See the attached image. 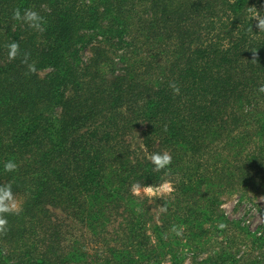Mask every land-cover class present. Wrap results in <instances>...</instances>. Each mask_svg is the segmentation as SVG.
I'll return each mask as SVG.
<instances>
[{"label":"trees","instance_id":"16d2710c","mask_svg":"<svg viewBox=\"0 0 264 264\" xmlns=\"http://www.w3.org/2000/svg\"><path fill=\"white\" fill-rule=\"evenodd\" d=\"M25 9L42 31L15 18ZM257 10L264 0H0V184L21 207L0 264H264V218L252 230L220 208L264 192ZM138 125L171 154L166 169L131 156ZM163 182L164 195L132 190Z\"/></svg>","mask_w":264,"mask_h":264},{"label":"clouds","instance_id":"9594fccd","mask_svg":"<svg viewBox=\"0 0 264 264\" xmlns=\"http://www.w3.org/2000/svg\"><path fill=\"white\" fill-rule=\"evenodd\" d=\"M14 16L18 20H22L24 23L28 25V27L37 29V30H43L42 28V17L38 14L37 11H34L32 9H25L23 13L19 10H16L14 13ZM255 19L256 21V27L258 31L264 32V15L260 13V11H254L250 19ZM8 52L7 56L9 60H14L17 58V55L20 52L19 44L15 40L11 41L8 45ZM28 57L27 54L24 55L23 63H27ZM29 71H35V67L32 64L28 65ZM170 87H172L173 91L175 93H179L180 89L175 85V83L170 84ZM259 92L264 93V85H261L258 89ZM151 161V163L154 166V170L160 171L162 169H166L172 161V156L168 151H162V152H154L150 154L148 157ZM17 165L14 161L8 160L4 164V171L6 172H14ZM132 190L134 194H139L140 187L138 184H134L132 186ZM163 191L165 192H171L172 187L169 183H165L163 185ZM144 191L148 194L152 195H159L160 189L153 190L151 187H146ZM162 211L165 210L164 208L161 209ZM21 211V207L17 199L15 198L14 192H13V186L11 183L7 184H0V232H3L6 230V226L8 224L7 216L9 214L15 215L18 214ZM220 227H223V225H220Z\"/></svg>","mask_w":264,"mask_h":264},{"label":"rangeland","instance_id":"374dc122","mask_svg":"<svg viewBox=\"0 0 264 264\" xmlns=\"http://www.w3.org/2000/svg\"><path fill=\"white\" fill-rule=\"evenodd\" d=\"M83 52V58L87 59L88 56L90 55V51L88 49H85L82 51ZM144 54V53H143ZM85 59V60H86ZM119 59H116L118 62ZM119 63V62H118ZM120 64L117 65V71L116 72H122ZM47 72V70H40L39 74L43 75ZM145 129V126L143 125H138L136 126L132 132L126 136V143L128 144V148L131 152L132 157H148L150 154L154 153L153 150H148L146 146L144 145L143 142V130ZM150 160V159H149ZM165 183L169 182H163L157 186H140V192L139 194H143L149 197L152 196H160L167 194L168 192L163 191V185ZM170 184V183H169ZM171 185V184H170ZM146 187H151L153 190H158L160 189V194L159 195H152L148 194L144 191ZM172 187V186H171ZM17 201L19 202L18 198L15 196ZM220 208L221 211L226 214L230 218L234 219H240L246 224H248L250 229H255L256 226H258L261 221L264 218V192L259 193V194H254L251 193L250 196L245 197V198H240L238 194H227L222 196L221 203H220ZM59 215H62L59 210H56ZM156 212V210L154 211ZM158 217V210L154 215V219ZM67 224L70 225L71 227H74L76 229H79L75 221L67 218L66 220ZM203 254L202 256H204ZM191 258H186V262L189 263ZM162 264H168L166 261H162Z\"/></svg>","mask_w":264,"mask_h":264}]
</instances>
